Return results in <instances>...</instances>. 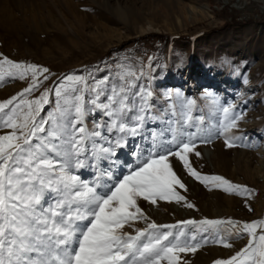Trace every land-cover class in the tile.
Returning <instances> with one entry per match:
<instances>
[{
	"label": "snow or ice",
	"instance_id": "1",
	"mask_svg": "<svg viewBox=\"0 0 264 264\" xmlns=\"http://www.w3.org/2000/svg\"><path fill=\"white\" fill-rule=\"evenodd\" d=\"M47 73L48 68L33 63L0 59V87L6 78L28 81L17 95L0 102V264H187L181 254H194L209 242L234 246L223 236L209 240L219 225L230 226L229 236L243 239L246 234L247 243L214 264H264V219L157 224L139 206L144 200L153 205L185 201L186 207H195L177 190L187 189L169 159L173 156L205 186L250 192L192 167L189 153L197 133L185 134L182 121L192 120L195 100L177 93L179 106L171 105L175 119L166 121L165 129L149 130L148 125L162 117L152 112V92L137 85L142 71L122 63L114 75L92 78L91 84L90 74H69L55 89L45 88L35 96L50 78ZM212 103L223 114L217 134L226 137L228 147L235 146L227 134L244 114L236 113L233 104ZM49 104L53 107L41 115ZM89 116L94 117L91 128ZM136 137L141 144L131 153L134 165L125 164L126 172L98 171L100 161H111ZM89 169L97 171L91 181L82 178V170ZM140 220L146 226L135 228ZM189 225L197 232L186 231Z\"/></svg>",
	"mask_w": 264,
	"mask_h": 264
},
{
	"label": "rangeland",
	"instance_id": "2",
	"mask_svg": "<svg viewBox=\"0 0 264 264\" xmlns=\"http://www.w3.org/2000/svg\"><path fill=\"white\" fill-rule=\"evenodd\" d=\"M224 1L0 0V59L7 57L49 69L45 75L50 78L35 96L45 88L55 89L66 75L90 74L91 84L92 78L114 75L117 65L123 63L143 72L137 85L152 92V112L162 117L150 123L149 130L165 129L166 121L175 119L171 105L179 106L177 93L181 99L195 100L192 120L182 121L185 134L197 133L192 142L194 150L189 153L192 167L201 175L222 176L250 192L236 194L211 184L205 186L189 176L176 157H169L187 189L177 190L195 207H186L185 201L153 205L140 200L144 214L157 224L264 219V13L253 16L264 7V0H247L234 7L230 4L233 0ZM27 84V80L6 78L0 87V102L17 95ZM168 94L172 100L167 99ZM50 99L54 101V95ZM213 100L221 106L233 104L236 113L244 114L238 127L227 134L233 147L225 144V136L217 134L223 114ZM52 107L46 105L41 115ZM93 118H87L90 128ZM140 144V137L129 139L128 147L119 149L111 161H100L98 171L126 172L124 165H134L136 157L131 153ZM96 175L97 171L82 170V178L89 181ZM145 226L140 220L134 227ZM228 227L217 226L209 240L227 237L232 248L209 242L194 254L182 253V261L214 264L235 254L247 243V235L243 239L229 236ZM186 231L196 233L197 228L189 225Z\"/></svg>",
	"mask_w": 264,
	"mask_h": 264
},
{
	"label": "built area",
	"instance_id": "3",
	"mask_svg": "<svg viewBox=\"0 0 264 264\" xmlns=\"http://www.w3.org/2000/svg\"><path fill=\"white\" fill-rule=\"evenodd\" d=\"M243 2H247V0H233L232 3H230V4H232L231 6L234 7V5H237V4L241 5ZM221 3H225V1L224 0H221ZM220 6H222V5H220ZM263 13H264V7L263 8H260V9H257L256 11H254L253 16L254 17H257L258 15L263 14ZM243 17L244 18L245 17L246 18H249V16H242V18Z\"/></svg>",
	"mask_w": 264,
	"mask_h": 264
},
{
	"label": "bare ground",
	"instance_id": "4",
	"mask_svg": "<svg viewBox=\"0 0 264 264\" xmlns=\"http://www.w3.org/2000/svg\"><path fill=\"white\" fill-rule=\"evenodd\" d=\"M124 14H125V13H124ZM124 16H125V15H124ZM124 16L120 14V17H121V18L124 17ZM123 20H124V22H127L126 17H125ZM205 151H206L207 153H209V150H208V149H205ZM212 151H213V153H212V157H215V156H216V151H215V150H212ZM256 170L258 171V166H257ZM214 249H215V248H214Z\"/></svg>",
	"mask_w": 264,
	"mask_h": 264
}]
</instances>
